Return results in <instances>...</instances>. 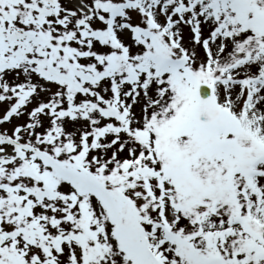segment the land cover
<instances>
[{"label": "snow or ice", "instance_id": "1", "mask_svg": "<svg viewBox=\"0 0 264 264\" xmlns=\"http://www.w3.org/2000/svg\"><path fill=\"white\" fill-rule=\"evenodd\" d=\"M0 264H264V0H0Z\"/></svg>", "mask_w": 264, "mask_h": 264}]
</instances>
